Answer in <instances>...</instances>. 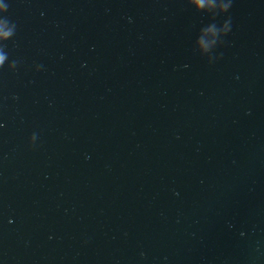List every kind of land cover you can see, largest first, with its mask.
Masks as SVG:
<instances>
[{"label":"water","instance_id":"obj_1","mask_svg":"<svg viewBox=\"0 0 264 264\" xmlns=\"http://www.w3.org/2000/svg\"><path fill=\"white\" fill-rule=\"evenodd\" d=\"M0 264H264V0H0Z\"/></svg>","mask_w":264,"mask_h":264},{"label":"clouds","instance_id":"obj_2","mask_svg":"<svg viewBox=\"0 0 264 264\" xmlns=\"http://www.w3.org/2000/svg\"><path fill=\"white\" fill-rule=\"evenodd\" d=\"M201 2H202V0H201ZM0 59H2V58H0Z\"/></svg>","mask_w":264,"mask_h":264}]
</instances>
